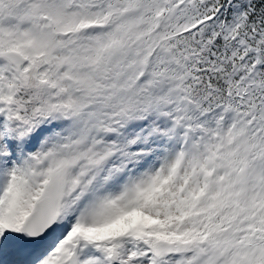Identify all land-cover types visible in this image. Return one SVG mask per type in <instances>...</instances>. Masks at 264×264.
<instances>
[{"label": "snow or ice", "instance_id": "1", "mask_svg": "<svg viewBox=\"0 0 264 264\" xmlns=\"http://www.w3.org/2000/svg\"><path fill=\"white\" fill-rule=\"evenodd\" d=\"M0 264H264V0H0Z\"/></svg>", "mask_w": 264, "mask_h": 264}]
</instances>
